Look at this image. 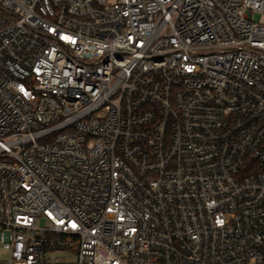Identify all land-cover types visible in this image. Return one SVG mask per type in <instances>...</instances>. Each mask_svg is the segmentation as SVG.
Instances as JSON below:
<instances>
[{
    "label": "built area",
    "instance_id": "2783aa9c",
    "mask_svg": "<svg viewBox=\"0 0 264 264\" xmlns=\"http://www.w3.org/2000/svg\"><path fill=\"white\" fill-rule=\"evenodd\" d=\"M0 264H264V0H0Z\"/></svg>",
    "mask_w": 264,
    "mask_h": 264
},
{
    "label": "rangeland",
    "instance_id": "374dc122",
    "mask_svg": "<svg viewBox=\"0 0 264 264\" xmlns=\"http://www.w3.org/2000/svg\"><path fill=\"white\" fill-rule=\"evenodd\" d=\"M0 257L2 261L7 260V254L1 249V246H0Z\"/></svg>",
    "mask_w": 264,
    "mask_h": 264
}]
</instances>
